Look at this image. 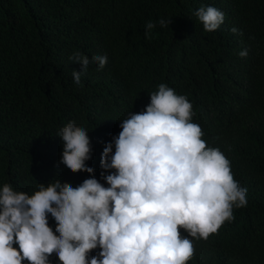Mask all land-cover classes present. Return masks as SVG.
Wrapping results in <instances>:
<instances>
[{
  "label": "trees",
  "instance_id": "obj_1",
  "mask_svg": "<svg viewBox=\"0 0 264 264\" xmlns=\"http://www.w3.org/2000/svg\"><path fill=\"white\" fill-rule=\"evenodd\" d=\"M202 6L226 14L218 30L203 29L194 15ZM161 18L170 26L146 38L145 24ZM76 52L90 60L80 84ZM95 55L108 57L103 69ZM161 83L192 103L207 146L220 148L248 189L247 206L194 241L187 264H264V0H0V185L32 194L38 183L90 178L58 164L60 130L74 121L89 131L86 164L107 187L105 145Z\"/></svg>",
  "mask_w": 264,
  "mask_h": 264
},
{
  "label": "clouds",
  "instance_id": "obj_2",
  "mask_svg": "<svg viewBox=\"0 0 264 264\" xmlns=\"http://www.w3.org/2000/svg\"><path fill=\"white\" fill-rule=\"evenodd\" d=\"M194 15L206 32L218 30L226 17L213 6ZM171 22L148 21L146 38L157 24ZM238 55L246 58L248 50ZM70 59L81 65L72 71L80 84L90 60L80 52ZM91 59L99 69L108 62L106 55ZM149 96L143 110L120 121L118 136L103 149L107 187L86 164L92 156L89 131L74 121L60 130L58 164L90 178L75 187L60 179L38 183L32 194L0 185V264H52L53 254L59 264H187L195 255L194 241L207 240L232 221L234 206H247L248 189L234 179L220 148L207 146L187 97L165 83Z\"/></svg>",
  "mask_w": 264,
  "mask_h": 264
}]
</instances>
